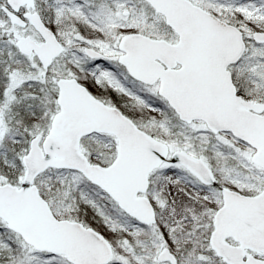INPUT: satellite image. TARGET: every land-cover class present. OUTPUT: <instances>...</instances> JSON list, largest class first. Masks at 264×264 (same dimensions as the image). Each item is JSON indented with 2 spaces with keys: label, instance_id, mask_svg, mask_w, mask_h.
<instances>
[{
  "label": "snow or ice",
  "instance_id": "snow-or-ice-1",
  "mask_svg": "<svg viewBox=\"0 0 264 264\" xmlns=\"http://www.w3.org/2000/svg\"><path fill=\"white\" fill-rule=\"evenodd\" d=\"M0 264H264V0H0Z\"/></svg>",
  "mask_w": 264,
  "mask_h": 264
}]
</instances>
